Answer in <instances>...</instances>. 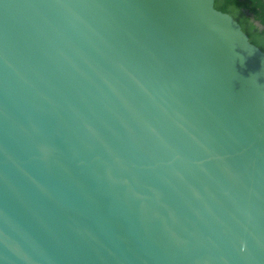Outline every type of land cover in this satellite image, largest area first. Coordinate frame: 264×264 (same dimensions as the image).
I'll list each match as a JSON object with an SVG mask.
<instances>
[{
    "label": "water",
    "instance_id": "obj_1",
    "mask_svg": "<svg viewBox=\"0 0 264 264\" xmlns=\"http://www.w3.org/2000/svg\"><path fill=\"white\" fill-rule=\"evenodd\" d=\"M0 264H264V52L214 0H0Z\"/></svg>",
    "mask_w": 264,
    "mask_h": 264
},
{
    "label": "trees",
    "instance_id": "obj_2",
    "mask_svg": "<svg viewBox=\"0 0 264 264\" xmlns=\"http://www.w3.org/2000/svg\"><path fill=\"white\" fill-rule=\"evenodd\" d=\"M214 7L230 14L264 52V0H214Z\"/></svg>",
    "mask_w": 264,
    "mask_h": 264
}]
</instances>
